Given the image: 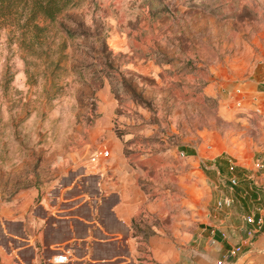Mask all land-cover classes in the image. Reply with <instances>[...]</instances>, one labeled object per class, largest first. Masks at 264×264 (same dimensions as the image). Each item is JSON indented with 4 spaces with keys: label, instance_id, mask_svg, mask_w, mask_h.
<instances>
[{
    "label": "rangeland",
    "instance_id": "1",
    "mask_svg": "<svg viewBox=\"0 0 264 264\" xmlns=\"http://www.w3.org/2000/svg\"><path fill=\"white\" fill-rule=\"evenodd\" d=\"M62 21L82 36L39 58L0 29V218L93 153L124 172L137 233L195 232L218 184L202 168L244 137L235 96L264 62V0H83Z\"/></svg>",
    "mask_w": 264,
    "mask_h": 264
},
{
    "label": "crops",
    "instance_id": "2",
    "mask_svg": "<svg viewBox=\"0 0 264 264\" xmlns=\"http://www.w3.org/2000/svg\"><path fill=\"white\" fill-rule=\"evenodd\" d=\"M257 71L236 90L244 137L222 142L212 165L201 167L218 184L195 232L185 220L184 231L137 233L124 172L90 153L79 166L55 169L47 197L27 199L19 215L0 218L5 264H42L59 250L70 252L66 264H264V62Z\"/></svg>",
    "mask_w": 264,
    "mask_h": 264
},
{
    "label": "trees",
    "instance_id": "3",
    "mask_svg": "<svg viewBox=\"0 0 264 264\" xmlns=\"http://www.w3.org/2000/svg\"><path fill=\"white\" fill-rule=\"evenodd\" d=\"M82 1L0 0V29L8 28L14 41L27 56L39 58L38 50L44 46L50 47L55 41L54 35L64 33L67 38L82 36L67 29L62 23L66 12ZM44 57L47 60L48 56ZM58 62L59 59L55 62V67Z\"/></svg>",
    "mask_w": 264,
    "mask_h": 264
},
{
    "label": "built area",
    "instance_id": "4",
    "mask_svg": "<svg viewBox=\"0 0 264 264\" xmlns=\"http://www.w3.org/2000/svg\"><path fill=\"white\" fill-rule=\"evenodd\" d=\"M232 180L234 182V179ZM236 250H239V248H237ZM70 260H71L70 252H68L67 250H59L58 252L46 258L42 264H66Z\"/></svg>",
    "mask_w": 264,
    "mask_h": 264
}]
</instances>
